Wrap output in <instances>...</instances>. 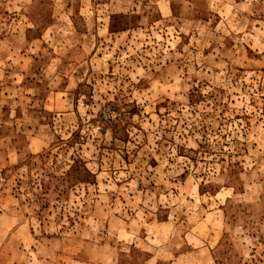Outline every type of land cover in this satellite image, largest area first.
<instances>
[{
    "label": "rangeland",
    "instance_id": "374dc122",
    "mask_svg": "<svg viewBox=\"0 0 264 264\" xmlns=\"http://www.w3.org/2000/svg\"><path fill=\"white\" fill-rule=\"evenodd\" d=\"M0 264H264V0H0Z\"/></svg>",
    "mask_w": 264,
    "mask_h": 264
}]
</instances>
